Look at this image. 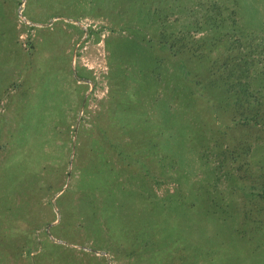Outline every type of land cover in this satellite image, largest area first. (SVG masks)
Wrapping results in <instances>:
<instances>
[{
  "label": "rangeland",
  "instance_id": "obj_1",
  "mask_svg": "<svg viewBox=\"0 0 264 264\" xmlns=\"http://www.w3.org/2000/svg\"><path fill=\"white\" fill-rule=\"evenodd\" d=\"M244 81L264 0H0V264H264Z\"/></svg>",
  "mask_w": 264,
  "mask_h": 264
},
{
  "label": "trees",
  "instance_id": "obj_2",
  "mask_svg": "<svg viewBox=\"0 0 264 264\" xmlns=\"http://www.w3.org/2000/svg\"><path fill=\"white\" fill-rule=\"evenodd\" d=\"M246 48L248 47L244 46V49ZM246 52L242 53L239 51L236 57L238 62L243 61L246 64L251 62L248 52ZM228 62H231V60L225 63ZM232 67V65H228L229 70H231ZM244 70L247 72L246 67ZM227 77L229 78L228 75ZM223 85L225 86L224 105L230 108V121L233 127L249 130L251 134H253V140H261L264 142V93L262 94L260 89L251 88L250 83L247 81H244V83H223ZM237 146L238 147L226 149V152L231 156V161L236 160L238 155L245 159L250 144L244 139H239ZM239 150H241L240 153H238ZM257 177L260 180L262 179V181L258 185V188L253 191V185H249V182L246 181L244 177L240 175L236 176L235 182L240 184L241 193L247 200L260 198L261 196L264 199V175H258Z\"/></svg>",
  "mask_w": 264,
  "mask_h": 264
}]
</instances>
